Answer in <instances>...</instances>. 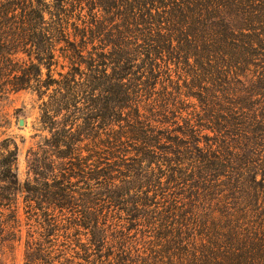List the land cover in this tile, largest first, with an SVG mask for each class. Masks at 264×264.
I'll list each match as a JSON object with an SVG mask.
<instances>
[{
	"label": "trees",
	"instance_id": "obj_1",
	"mask_svg": "<svg viewBox=\"0 0 264 264\" xmlns=\"http://www.w3.org/2000/svg\"><path fill=\"white\" fill-rule=\"evenodd\" d=\"M22 91L46 134L25 181L17 140L0 142V264L25 227L24 264H264V0H0L1 135ZM182 95L217 149L194 151L191 119L184 151L155 125Z\"/></svg>",
	"mask_w": 264,
	"mask_h": 264
},
{
	"label": "rangeland",
	"instance_id": "obj_2",
	"mask_svg": "<svg viewBox=\"0 0 264 264\" xmlns=\"http://www.w3.org/2000/svg\"><path fill=\"white\" fill-rule=\"evenodd\" d=\"M70 31L73 33V29L71 28ZM72 40L74 37L72 36ZM92 49V47H89ZM59 55L61 53L59 52ZM21 57H24V54L20 55ZM62 65H65V68L62 67ZM171 68H173V76L174 79H178L177 75L179 76V71L176 72V66L171 65ZM54 70L56 73L55 77L60 78L59 74L57 72H64L67 73L70 70V65L68 61H65L63 57L60 58V63L58 66L54 67ZM183 78V77H182ZM163 89L162 84H158L156 87L155 94L153 95L151 101L159 100L161 101V91ZM158 92V93H157ZM182 100L185 103V105L180 106L179 109H176L175 115L170 116L172 117L169 119V122H163L162 118L159 119L160 121L154 122L157 127L160 129L168 130L171 136H174L177 138V142H179L180 147L177 149L185 150L187 147H190L186 144V141L189 140V136L184 135L183 131L187 129V123L185 120L191 119L192 124L196 123V130H198V135H196L199 140L196 141V147H194V151L199 153L200 150L204 149L207 150L210 146H212V149L215 150L219 146V137L218 132H215L212 128L214 127L213 123H205L207 127H201L198 126V118L195 117L194 113L197 111H201L202 108L200 106L199 99L196 97H187L185 95H182ZM48 99V97L46 98ZM148 100L146 99L144 103H147ZM150 102V100H149ZM143 103V104H144ZM160 103V102H158ZM41 104L42 100H39L36 94H32L31 92L22 91L17 94H12L10 99L4 104L3 106V112L2 114L4 117L2 118V123L5 124L6 120H10V124L8 125V128L4 127L2 128V131L5 132L4 135L0 134V142L8 137L13 136L19 145V160H18V174L21 181H25L27 178V152L30 147L34 146L36 142H38L39 138H34L35 134H46L39 130L41 128V125L39 123L40 117H41ZM174 108V106H171ZM174 110V109H173ZM146 114H149L147 111ZM160 118V116L158 117ZM21 120L24 121V124L21 125ZM164 142L161 145L162 150H168L169 147L173 146L171 143L167 142L166 139L163 140ZM174 142V141H173ZM178 146V145H176ZM174 146V147H176ZM198 146V147H197ZM200 149V150H199ZM160 150V149H158ZM173 155V154H170ZM177 157V156H176ZM186 164H189L187 162ZM191 164V163H190ZM191 166V165H190ZM166 168V167H165ZM263 175H259L258 178L262 179ZM74 181H77V179H74ZM80 187H85L84 182L79 183ZM173 195H175L179 190L173 191ZM141 223V222H137ZM147 228L144 225H138L136 228L132 229L130 233L129 243L134 246L135 250L139 252L142 255H147L149 253L148 251V242L150 239H153L151 237V233H146L145 231ZM26 239H27V227L23 229V238L22 241L17 242L15 244H12L10 247H5L2 249L3 252H5V257H7L10 262L14 264H24V258H25V251H26Z\"/></svg>",
	"mask_w": 264,
	"mask_h": 264
},
{
	"label": "water",
	"instance_id": "obj_3",
	"mask_svg": "<svg viewBox=\"0 0 264 264\" xmlns=\"http://www.w3.org/2000/svg\"><path fill=\"white\" fill-rule=\"evenodd\" d=\"M24 124V121L23 120H21V125H23Z\"/></svg>",
	"mask_w": 264,
	"mask_h": 264
}]
</instances>
